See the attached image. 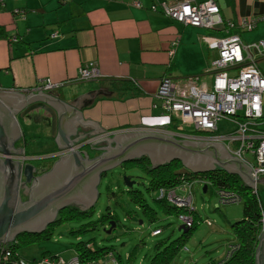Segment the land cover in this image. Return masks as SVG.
<instances>
[{
  "label": "crops",
  "instance_id": "0c3cea01",
  "mask_svg": "<svg viewBox=\"0 0 264 264\" xmlns=\"http://www.w3.org/2000/svg\"><path fill=\"white\" fill-rule=\"evenodd\" d=\"M177 1L5 0L4 6H0V92L21 93L17 89L32 87L39 79L49 78L67 83L44 93L71 103L85 95L79 103L83 120L96 121L104 131L86 134L72 145L131 132H183L179 121L160 107L156 97L160 80L170 76L173 84L184 91H189L193 84L209 89L212 75L208 69L218 52L209 49L202 37L222 36L226 28L210 30L184 25L151 9V5L159 7ZM215 1L224 21L238 22L264 14V0ZM16 9H24L25 13L15 14ZM227 31L238 34L244 43L256 42L264 39V21L250 31L239 27ZM175 40L178 42L173 45ZM261 58L264 57H258L257 62ZM90 62L95 63L102 78L74 82L79 67ZM0 102L12 112L1 98ZM21 109L15 113L20 133L15 145L25 152V162L33 164L38 175H42L59 160L61 149L50 138L49 121L21 116ZM262 124L264 115L260 122V129L264 131ZM76 129L91 132L89 127L81 125ZM217 133L224 134L219 129ZM75 138V134L69 135L70 140ZM33 139H39L42 146L33 148L32 143H36ZM91 147L100 149L101 146ZM91 147L83 144L78 151L87 152L88 159H92L98 153L92 152ZM103 176L105 173L95 185L97 196L93 206L100 196L98 186ZM259 179H264V175ZM256 190L255 196L264 211V183H257ZM263 232L264 229L259 233L256 247ZM46 252L58 257L62 253L55 248ZM262 257L264 261V248Z\"/></svg>",
  "mask_w": 264,
  "mask_h": 264
},
{
  "label": "water",
  "instance_id": "95a60500",
  "mask_svg": "<svg viewBox=\"0 0 264 264\" xmlns=\"http://www.w3.org/2000/svg\"><path fill=\"white\" fill-rule=\"evenodd\" d=\"M0 98L12 112L0 102V244L13 241L21 233H38L53 222L58 212L73 206L87 210L93 205L97 191L95 185L101 175L119 167L128 160L146 155L151 167H157L174 159L180 160L186 169L199 172L222 168L242 178L249 187L264 183L255 180L248 166L229 154L218 142H203L176 138L157 132H131L105 137L90 144L98 153L92 159L84 151H73L72 144L77 140L104 131L96 121L83 120L79 103L62 100L44 92H0ZM22 108V109H21ZM21 109L22 115L44 118L49 121L50 138L55 139L60 149L70 147L72 152L59 157L49 172L38 175L33 164L26 163L22 149L15 145L20 136L15 113ZM89 127L91 132L83 133L77 126ZM75 134L74 140L69 135ZM135 181L124 177L127 189ZM206 192V185H203ZM27 197L28 200L22 201ZM115 227L111 224L107 233ZM185 232L181 224L178 228ZM264 232L260 236L255 252L256 264H264L262 251Z\"/></svg>",
  "mask_w": 264,
  "mask_h": 264
},
{
  "label": "built area",
  "instance_id": "2783aa9c",
  "mask_svg": "<svg viewBox=\"0 0 264 264\" xmlns=\"http://www.w3.org/2000/svg\"><path fill=\"white\" fill-rule=\"evenodd\" d=\"M5 0H0V6H4ZM139 6L138 3H135ZM151 9L162 13L168 18L184 25L200 27L204 29H225L222 36L204 35L203 41L209 49L217 50L218 56L211 61L208 71L211 72L212 82L209 89L191 85L190 90L175 86L170 76H163L160 80L156 97L160 101V107L168 115L179 121V129H187L188 132L173 133L164 131L169 136L176 138L203 142L223 143L226 149L236 158L244 162L250 169L252 177L257 180L264 175V131L260 129V121L264 115V73L257 65L258 57H264V39L252 43H244L238 34H233L227 29L239 27L241 30H253L259 22L264 21V14L249 18H242L238 22L224 21L220 15L219 6L215 0H179L175 4H161L159 7L151 5ZM15 14L25 13L24 9L14 10ZM16 40V39H14ZM178 40L173 42L176 45ZM172 50L170 51V54ZM102 78L101 73L94 62L79 67L74 82L93 81ZM67 82H53L49 78H42L32 87L17 89L20 92H53ZM193 83V81H192ZM1 89V88H0ZM228 120L234 123L235 128L224 134H218V123ZM158 132V131H154ZM201 133V134H195ZM72 145V150H79L83 144ZM71 148L61 150L58 156L72 152ZM203 185L206 183L201 182ZM193 182H183L172 188H160L158 198L164 199L170 205L177 208H187L189 213L179 212L177 219L186 228L194 223V217L190 211H194L192 199ZM217 194V207L224 204L239 203L241 197L232 191L225 189L215 190ZM252 193L257 194L256 185ZM260 209L259 231L264 229V211L257 198ZM205 224L212 225V221L206 219ZM161 230L156 228L151 235L157 236ZM186 249V248H185ZM238 249V244L229 246L225 259H228ZM2 264H26L20 257L13 259L4 256ZM75 257L68 264H78ZM34 264H67L59 257H40Z\"/></svg>",
  "mask_w": 264,
  "mask_h": 264
},
{
  "label": "rangeland",
  "instance_id": "374dc122",
  "mask_svg": "<svg viewBox=\"0 0 264 264\" xmlns=\"http://www.w3.org/2000/svg\"><path fill=\"white\" fill-rule=\"evenodd\" d=\"M257 63L264 72V58L259 59ZM261 126L264 129V124ZM234 128V123L228 120H222L218 123L220 133L232 131ZM33 141H36V143H32L33 148L42 146L39 139H33ZM30 149L31 147L28 148V150ZM125 176H130L135 181L133 188L141 190L147 202L154 206L153 198L158 197V190L152 193L147 192L145 189L148 181L146 174L138 167H125L122 164L108 171L102 177L98 186L100 196L89 219L84 221H62L53 226L54 230L49 239L31 242L17 249L24 257L22 259L26 261V264L32 257H35L36 261L42 257L41 255L47 249L54 248L62 252L60 259L68 264L75 258L71 243L78 240L69 234L70 229L78 228L83 222L96 221L100 214L105 212L106 206H109L116 213L118 224L110 233H107L110 225L108 223L105 225L97 223L95 228L83 234L81 238L84 241L93 239L98 246L112 247L120 255V264H148L155 253L154 245L157 241L166 240L169 242L180 237L182 231L178 228L181 222L176 215H166L161 210H157V219L151 222L147 216L142 214L143 212L140 209L128 201L127 196L121 192L127 190L124 185ZM118 190H120L119 195L122 194V196L117 197L116 200L125 202L126 208H121V203L118 204L115 199L107 197V192ZM192 193L195 213L202 221L189 235L184 247L171 259L169 264L217 263L226 256L225 253H227L229 244L235 241L234 231L230 223L234 218H236L234 221L242 218V201L220 205L216 209L217 194L215 190L210 186L206 192H203L201 182H193ZM132 209L137 211L136 218H125V212ZM206 219L212 221L211 226L205 224ZM157 227L161 229V234L151 235V231ZM35 261H32V263Z\"/></svg>",
  "mask_w": 264,
  "mask_h": 264
},
{
  "label": "trees",
  "instance_id": "16d2710c",
  "mask_svg": "<svg viewBox=\"0 0 264 264\" xmlns=\"http://www.w3.org/2000/svg\"><path fill=\"white\" fill-rule=\"evenodd\" d=\"M177 127L176 123H174V128ZM183 131L188 132L189 130L183 129ZM195 134L201 133L195 132ZM123 166L138 167L146 174L148 181L145 189L149 193L159 190L160 188H172L183 182H204L207 184L206 189L211 186L213 190L225 189L237 193L242 199V218L230 223V226L234 231L238 249L228 259L214 264H255L256 241L260 233V209L258 207L257 198L252 193L251 188L246 186L237 175L229 173L222 168H214L199 172L191 171L186 169L183 163L178 159L152 168L150 160L146 155L137 159L128 160L123 163ZM121 192L127 196L128 201L132 202L140 209L143 212L142 214L147 216L151 222L157 219V210H161L166 215H176L179 212L189 213L187 208H177L158 197L153 198L154 206H152L144 198L141 190L134 189L133 187ZM119 193L120 190L116 192H107V197L116 200L117 197L122 196V194L119 195ZM116 203H121V208H126L125 206H127L125 202H119L118 200H116ZM218 208L219 207H216V209ZM93 212L94 206L87 210H80L72 206L63 208L60 210L57 218L48 224L41 232L21 233L16 236L13 241L0 244V264H2L1 260L4 256L11 259L16 256L24 259L17 249L31 242L49 239L53 233L54 225L62 221H84L85 219H89ZM190 213H192L194 217L193 225L187 228V231L182 232L180 237L174 240L169 242L166 240L157 241L154 245L155 253L148 264H169L171 259L184 247L189 235L202 221L195 211H190ZM136 214V210H128L125 212V218L133 219ZM97 223H101L102 225L106 223L111 225L113 223L116 226L118 224V218L116 213L110 209L109 206H106L105 212L101 213L96 221L83 222L78 228L70 229L69 234L78 239L71 243L75 252V257H77L79 261L78 264H120V255L117 254L112 247L98 246L93 239L84 241L81 238L83 234L95 228ZM157 228L160 229L159 227ZM41 256L58 257L57 255H51L50 252H45ZM32 261H35V258L30 259L28 264L35 263H32Z\"/></svg>",
  "mask_w": 264,
  "mask_h": 264
},
{
  "label": "flooded vegetation",
  "instance_id": "af4514ba",
  "mask_svg": "<svg viewBox=\"0 0 264 264\" xmlns=\"http://www.w3.org/2000/svg\"><path fill=\"white\" fill-rule=\"evenodd\" d=\"M31 92H33V91H31ZM39 92H47V91H39ZM21 93H23V92H21ZM24 93H29V92H24ZM146 132H152V131H146ZM157 133H160V132H157ZM68 148H69V147H68ZM64 149H67V148H63V149H61V150H64ZM61 150H60V151H61ZM66 155H67V154H66ZM61 156H65V155H61ZM61 156H58V158L61 157ZM22 157H23L24 159H25V157H26V154H25V152H23V151H22ZM24 200H28L27 197L22 198V201H24ZM61 210H62V209H61ZM59 212H60V211H59ZM59 212H58V215H59ZM58 215H57V216H58ZM56 218H57V217H56Z\"/></svg>",
  "mask_w": 264,
  "mask_h": 264
}]
</instances>
